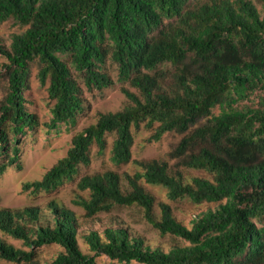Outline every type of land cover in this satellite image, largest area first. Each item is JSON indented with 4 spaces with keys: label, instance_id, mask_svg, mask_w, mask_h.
Wrapping results in <instances>:
<instances>
[{
    "label": "trees",
    "instance_id": "obj_1",
    "mask_svg": "<svg viewBox=\"0 0 264 264\" xmlns=\"http://www.w3.org/2000/svg\"><path fill=\"white\" fill-rule=\"evenodd\" d=\"M264 6V0H258ZM22 30L0 42V175L21 166V143L40 125L26 107L29 65L39 64L53 102L45 125L50 131L74 126L84 110L82 90L114 85L105 63L116 66L128 103L99 114L76 133L65 155L40 179L23 183L31 195L53 193L91 163L90 150L103 155L113 135L110 160L131 162L133 129L151 130L147 141L180 135L168 153L176 160L133 161L129 190L113 171L85 175L74 204L93 218L116 205H135L162 235L182 242L168 250L151 247L121 223L82 227L77 214L54 199L45 205L0 208V260L9 264H97L105 255L116 264H264V15L253 0H0V22ZM66 57L68 63L63 59ZM218 108V112L213 110ZM175 167V168H173ZM204 171L187 180L179 168ZM159 186L171 201L215 204L178 221L142 183ZM8 238L21 242L15 247ZM79 240L88 247L84 253ZM62 251L43 262L36 250Z\"/></svg>",
    "mask_w": 264,
    "mask_h": 264
},
{
    "label": "rangeland",
    "instance_id": "obj_2",
    "mask_svg": "<svg viewBox=\"0 0 264 264\" xmlns=\"http://www.w3.org/2000/svg\"><path fill=\"white\" fill-rule=\"evenodd\" d=\"M207 0H190L192 6ZM259 12L264 15V6L258 0H253ZM22 29L8 20L0 22V42L8 45L10 43V35L20 32ZM69 65L66 57L63 58ZM4 62V58L0 56V63ZM107 73L114 81L112 87L103 90H87L81 77L71 68L73 78L78 82L82 90L84 110L76 119L74 126L67 127L62 125L58 130L50 131L45 125L48 123L51 114L50 108L53 104L48 98L47 83L41 85L38 79L39 64L37 61L29 65V76L27 87L24 89L27 109L34 113L39 120L40 125L33 132L27 134L21 143V166L18 170L14 166L8 167L4 173L0 175V208L19 209L28 205H45V203L54 199L60 204L73 210L82 222V227L90 229H100L101 226H106L111 223H121L127 226L132 233L140 236L145 244L151 247H160L168 250L171 246L181 243L179 238L169 234L162 235L143 217V211L135 205H116L108 212L96 214L93 218H83V209L74 204V201L79 196L87 197L86 191H80L77 188V183L81 177L96 173H104L113 171L121 176V185L123 189L129 190L127 175H134L139 170V167L133 161H149L151 159H160L168 161L170 166H175L176 160L169 158L168 153L180 139V135L175 133H166L157 142H149L151 130L146 129L141 125L139 129H133V145L131 148L132 160L127 164L115 165L110 160V150L114 136H107V148L103 155L97 154V148L93 146L90 150L91 163L89 166H81L76 178L65 183L53 193H39L31 195L30 192L22 190V185L25 182L37 180L61 157H63L70 147L72 137L86 128L90 124H94L99 114L116 112L121 110L127 103L128 99L124 94V89L131 92L136 90L130 87L127 83L119 81L115 64L107 60L105 63ZM6 93V81L0 78V100ZM218 112V108L213 110ZM175 168V167H173ZM183 177L190 180L192 177H206L208 174L204 171L179 168ZM144 189L155 197L154 211L159 215L158 203L164 202L170 205L173 216L186 226H190V221L193 216L207 209H213L215 204L206 202L194 204L187 199L171 201L166 196L165 189L159 186H153L141 182ZM15 247H21V242L8 238ZM79 246L84 253H90L88 247L79 240ZM62 251L58 245L42 246L36 250L41 261L46 262L51 260L58 252ZM97 264H116L105 255L96 257ZM0 264H9L4 260H0Z\"/></svg>",
    "mask_w": 264,
    "mask_h": 264
}]
</instances>
